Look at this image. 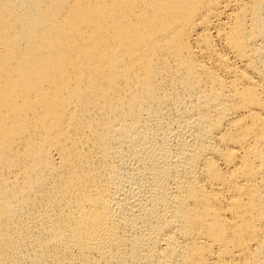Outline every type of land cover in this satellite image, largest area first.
I'll return each mask as SVG.
<instances>
[{"label":"bare ground","instance_id":"bare-ground-1","mask_svg":"<svg viewBox=\"0 0 264 264\" xmlns=\"http://www.w3.org/2000/svg\"><path fill=\"white\" fill-rule=\"evenodd\" d=\"M0 264H264V0H0Z\"/></svg>","mask_w":264,"mask_h":264}]
</instances>
